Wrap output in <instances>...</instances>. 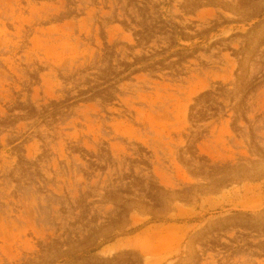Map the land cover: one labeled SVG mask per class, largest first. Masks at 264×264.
I'll return each mask as SVG.
<instances>
[{"label": "rangeland", "instance_id": "374dc122", "mask_svg": "<svg viewBox=\"0 0 264 264\" xmlns=\"http://www.w3.org/2000/svg\"><path fill=\"white\" fill-rule=\"evenodd\" d=\"M0 264H264V0H0Z\"/></svg>", "mask_w": 264, "mask_h": 264}]
</instances>
